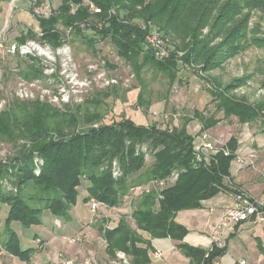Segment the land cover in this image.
<instances>
[{"label": "trees", "instance_id": "obj_1", "mask_svg": "<svg viewBox=\"0 0 264 264\" xmlns=\"http://www.w3.org/2000/svg\"><path fill=\"white\" fill-rule=\"evenodd\" d=\"M10 1L0 0V16ZM229 1L221 5L223 0L220 3L218 0H61L56 16L37 20L40 37L34 31L29 32L30 36L22 37L18 43L22 45L28 38H38L54 49L61 48L64 45L60 24L72 28L95 54L99 53L98 42H107L131 68V77L140 87L137 103L148 113L153 104L147 98L150 89L144 76L148 71L168 79L169 97L179 81L180 61L186 65L202 63L205 72L210 73L252 47L264 48V40L250 36L246 22L237 21L241 2L248 9L257 4V9L264 13V0ZM90 4L101 12H91ZM150 23L157 24L165 33L184 40L189 38V44L173 46L174 52L160 60L146 44ZM85 30H91L93 35ZM203 30H208L205 37L201 35ZM218 40L221 42L217 43ZM175 52L183 55L178 57ZM30 60L20 73L27 81L41 78L45 70L40 60L35 57ZM252 78L253 75L244 76L224 90L212 91L216 109L223 112L225 119L235 117L241 125L264 121V101L251 103L246 97L234 95ZM128 92L115 84L86 98L84 94L80 103L72 98L61 108L49 100L15 98L4 110L0 109V140L12 144L23 141L12 161L0 163V203L9 206L7 246L21 260L28 261L31 252L37 249L22 248L13 223L24 229L41 226L47 212L70 220L85 183L84 203L96 200L109 208L122 206L130 189L151 187L150 192L137 197L132 213L136 229L127 217H122L112 228L99 226L111 259L122 253L129 264H151L154 239L176 242L190 264H214L227 254L228 243L222 248L216 245L202 248L185 242L189 231L177 222V216L182 211L203 209V203L222 193L238 192L226 182L232 180V163L240 147L238 138L232 137L225 144L229 156L220 150L207 161H198V147L188 126L199 121L203 134L220 123L215 117L206 118L196 112L173 128L140 125L125 116L120 121L106 122V101L115 97L125 102ZM146 154L152 158L149 164ZM36 155L44 162L39 175L35 174ZM114 162L120 168L118 178L113 176ZM235 235L236 232L231 234Z\"/></svg>", "mask_w": 264, "mask_h": 264}, {"label": "rangeland", "instance_id": "obj_2", "mask_svg": "<svg viewBox=\"0 0 264 264\" xmlns=\"http://www.w3.org/2000/svg\"><path fill=\"white\" fill-rule=\"evenodd\" d=\"M228 1L223 0L221 5ZM235 1L238 0L229 2ZM49 2L56 9L61 4V0H49ZM220 2L221 0H218V3ZM88 3L85 1V5ZM239 7H241V15L237 17V21L246 22L250 36L264 40V13L257 9V4H254L252 9H248L241 2ZM6 8L8 6L4 7V13L0 16L1 110H4L9 101H13L15 98L49 100L59 108L71 101L72 98L80 103L83 101L84 94L86 98L91 96L90 93L105 88L104 79L115 78L117 84H120L121 91L127 89L129 92L125 102L121 98L115 97L106 101V122L120 121L125 116L140 125L157 124L161 128H173L182 125L186 117H193L196 112L206 118L215 117L216 120H220V123L208 131L211 141L221 147L232 137H236L238 140H243V145H241L243 149L239 155L251 151L256 155L254 165L243 168L236 166L240 172L237 175L232 172V180L227 179L226 182L229 186L244 191L251 197L264 198V121L241 125L235 117L225 119L223 112L217 111L216 100L212 95V91L224 90L237 79L253 75L249 83L237 89L234 95L239 98L246 97L251 103L264 101V88H262L264 48L252 47L210 73L205 72L202 63L190 62L186 65L180 61L179 81L170 90L169 97L167 96L168 79L163 75H155L148 71L144 76L150 89L147 98L153 104L148 113H145L137 103L140 87L137 80L131 77V68L118 57L116 51L107 42H98L99 53L95 54L81 38L73 33L72 28L66 29L60 24L58 29L63 36L64 46L62 48L68 47L71 51L69 60L66 61L58 55L55 57V61H50L35 54L8 53L7 48L13 44L18 45V40L26 35L30 36L29 32L34 31L38 37L42 33L38 26V19L29 12L14 11L13 16L9 15L4 20L7 13ZM135 21L142 22L137 19ZM150 26L154 31L167 38L174 47H183L190 42L189 38L184 40L175 34L161 31L156 27L157 24L155 26L150 23ZM85 32L93 35L91 30H85ZM207 34L208 30H203L201 33L202 37ZM28 41H34L47 47V44L38 38L34 40L28 38ZM220 42L221 40H218L217 43ZM50 48L56 54L57 49L51 46ZM30 57L40 60L45 66V70L41 78L27 81L21 77L20 73L30 63ZM188 131L196 142L201 134L200 122L197 120L191 122ZM22 143L23 141H19L12 144L0 140V163L5 165L4 163L10 162ZM35 158L37 168L35 174L39 175L44 162L38 155ZM146 161L147 164L152 161L150 155H147ZM8 165L11 169L10 164ZM113 166L115 167V164ZM132 190L133 188L130 189L129 195L124 198V202L119 208L104 206V209L101 208L94 213L91 211V201L87 204L84 203V199L87 197L85 183L80 188L78 204L72 210L70 220L53 217L47 212L41 226L24 229L19 224L13 223L12 228L19 235L22 248L37 249L31 252L28 261L21 260L14 254V249L7 246L9 235L7 234L6 219L9 206L0 203V264H61L65 260H74L76 264H85L84 261H90V264H128L127 258H122L121 255L117 259H111L108 256L106 243L98 228L100 225L112 228L118 224L122 217H127L132 228L136 229L132 213L135 210L139 193ZM222 195L232 199L230 192L222 193ZM222 205L234 206L232 200L226 201L218 198L214 203L205 204L203 209L185 211L182 217L197 223L194 229L196 232L192 235L197 236L198 233L203 232V228L200 229L198 226L204 225L208 229L210 226L213 227L214 222L211 221L210 216H217L218 213L212 214L211 209ZM208 229L205 231L206 234H208ZM143 235L147 238L146 234ZM76 237H81L82 241L78 244H70L69 240ZM226 242L228 243V252L221 259V264H235L240 261H245L246 264H264V227L246 224L238 233L236 229V235L229 241L227 239ZM181 257L183 258L170 264H188L184 260L186 257L183 255ZM154 263L151 257V264Z\"/></svg>", "mask_w": 264, "mask_h": 264}, {"label": "built area", "instance_id": "obj_3", "mask_svg": "<svg viewBox=\"0 0 264 264\" xmlns=\"http://www.w3.org/2000/svg\"><path fill=\"white\" fill-rule=\"evenodd\" d=\"M12 1H25L28 3V12L31 13L37 19H50L57 15L58 10L52 6L49 0H12ZM90 10L95 13H100L101 10L95 7L93 4H90ZM147 46L155 53V55L160 59L164 60L168 58L173 52V45L163 37L161 34L157 33L151 27L150 33L146 36ZM8 53L10 54H20L28 55L35 54L38 57L46 58L50 61H55V57L62 56L66 61L70 59L71 51L70 48H58L56 54L47 45L41 46L34 41H27L25 44H13L7 48ZM178 57L183 55L182 52H175ZM65 61V62H66ZM102 76V75H100ZM103 78V77H102ZM101 78V79H102ZM104 85L106 87L110 85L117 84L115 79H104ZM28 99V97H27ZM201 144L197 148V159L198 161H207L210 155H215L220 150H223L225 156H229L230 152L227 149H224V146L218 147L215 142L211 141V136L208 132H205L200 135ZM145 150V149H144ZM256 155L253 151L248 152L247 154L239 155L237 154L236 158L233 160V165L239 166L240 168L248 167L254 165ZM115 167L113 166V176L115 178L120 177L121 172L117 162H114ZM176 176L173 178L175 179ZM162 186H165L164 183H161ZM150 185L147 187H136L132 191L143 194L144 192H150ZM232 202L234 206H227L223 208L216 220L214 226L210 229L208 238H209V247L212 248L213 245H216L220 248L226 245L227 238L236 232L237 227L244 224H252L257 226L264 227V198H254L249 196L246 192L238 190V192L231 195ZM103 204L97 202L96 200H91L90 207L92 212L103 208ZM106 207V206H105ZM213 211V210H211ZM82 241L81 237H76L70 239V244H78ZM121 255L122 258L126 256L122 253H118L117 256ZM160 257V256H159ZM128 260V259H127ZM85 264H90V261H84ZM61 264H76L74 260H65ZM129 264V262H128ZM214 264H221L215 262ZM240 264H246L245 261H240Z\"/></svg>", "mask_w": 264, "mask_h": 264}, {"label": "crops", "instance_id": "obj_4", "mask_svg": "<svg viewBox=\"0 0 264 264\" xmlns=\"http://www.w3.org/2000/svg\"><path fill=\"white\" fill-rule=\"evenodd\" d=\"M6 6H8V8H6L7 10V13H6V17L4 18V20L7 19V16L9 15H12L14 11H19V13H23V12H28V3H26L25 1H10L8 4H6ZM15 13V12H14ZM13 16V15H12ZM2 18V17H1ZM199 141V143H198ZM201 144V140L200 138L198 137V140L195 142V145L197 147H199V145ZM239 144L240 146L243 145V140H239ZM242 149L243 147H239V150L237 154H240L242 152ZM233 172V174H238V172H240L238 170V168L236 167V165H233L232 164V169H231V173ZM218 198H222L226 201H231L230 198H226L224 195L220 194L219 196H217L215 199H218ZM215 199H212L210 201H207L205 203H203V206L205 204H210V203H214L215 202ZM228 205H222V206H219L217 208H212L211 210V213H218L217 216H214V215H211V221L214 222V224L216 223V220H217V217L220 213V211L227 207ZM188 211H191V210H188ZM185 211H182L178 214L177 216V222L184 225L188 231H189V234L188 236L186 237L185 239V242H187L188 244L192 245V246H196V247H202V248H208L209 247V231L210 229L212 228V226L209 227V229L202 225V226H198L200 227V229L203 228V232H200L197 234V236L195 235H192L194 232H196L194 229L197 225L196 222H191L190 220H185V218L182 217V214H184ZM195 221V220H194ZM210 222V220H208ZM246 226V224L244 225H241L238 230H237V233L243 229L244 227ZM208 229V234L205 233V231ZM147 238L149 239V236L146 235ZM232 236L230 235L227 239L228 241L230 240ZM152 242V246L155 250V252L153 254H151V257L152 259L154 260V264H170L171 262L173 261H176L180 258H183L181 257L182 255H180L181 253H178L179 250L177 248V243L176 242H173L172 240L170 239H154V240H151ZM208 244V245H207ZM160 256V257H159ZM188 264L190 262L189 259H184Z\"/></svg>", "mask_w": 264, "mask_h": 264}]
</instances>
